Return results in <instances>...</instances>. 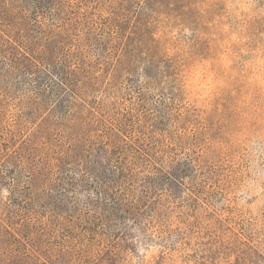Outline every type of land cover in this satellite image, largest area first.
Instances as JSON below:
<instances>
[{
    "label": "rangeland",
    "instance_id": "obj_1",
    "mask_svg": "<svg viewBox=\"0 0 264 264\" xmlns=\"http://www.w3.org/2000/svg\"><path fill=\"white\" fill-rule=\"evenodd\" d=\"M222 14V0H0V264H264V89L237 62L193 107L177 79L220 51L236 27ZM13 38L32 63H13ZM258 46L264 15L233 50Z\"/></svg>",
    "mask_w": 264,
    "mask_h": 264
},
{
    "label": "clouds",
    "instance_id": "obj_2",
    "mask_svg": "<svg viewBox=\"0 0 264 264\" xmlns=\"http://www.w3.org/2000/svg\"><path fill=\"white\" fill-rule=\"evenodd\" d=\"M223 14L218 20H231L235 29L227 23L221 28L226 39L219 44L220 51L214 58L205 59L195 56L181 66L178 84L185 102L193 107H205L228 86L230 77L237 72L233 65L240 62L243 74L250 86L264 89V46L253 50L241 48L240 54L233 50V45L245 43L248 22L264 15V8H259L257 0H222ZM242 56H248L242 60Z\"/></svg>",
    "mask_w": 264,
    "mask_h": 264
},
{
    "label": "trees",
    "instance_id": "obj_3",
    "mask_svg": "<svg viewBox=\"0 0 264 264\" xmlns=\"http://www.w3.org/2000/svg\"><path fill=\"white\" fill-rule=\"evenodd\" d=\"M20 40H22V41H20ZM12 41L13 42H12L11 45L12 46L14 45L13 51H16V55L14 56L13 63H16L19 60L18 58H21V57L27 59L30 63H32L33 59H36L35 55H34L35 54V50L31 49L34 46V44L32 42L31 43H25V42H23L22 38H20V39L13 38ZM46 51L47 50H43L44 54H47ZM45 60L49 61V60H52V59H50L49 57H46ZM28 68L32 69L31 66H29ZM58 76H60L61 85L63 87H68L70 82H71L70 81L71 73L70 72H63L62 74L58 73L56 75V77H58ZM115 134L116 135L114 136V139L119 138V136H120L119 133L116 132ZM120 138H121V136H120ZM122 141L126 142V140L123 139V138H122ZM125 145H127V144H125ZM126 147H128V146H126ZM116 148H117V150H119L121 147L118 146ZM122 149H125V148L122 147ZM122 170L125 171L126 169H122ZM96 174H97V178L100 180L99 183H112V182L118 183L119 182L118 180L114 181L112 178L108 177L107 172L106 173L105 172L100 173V171H98V172H96ZM124 177H126V176L123 175L122 178H124ZM69 182H72L71 179L68 180V183ZM115 210H116L115 208L108 209L107 212L115 214L116 213Z\"/></svg>",
    "mask_w": 264,
    "mask_h": 264
}]
</instances>
